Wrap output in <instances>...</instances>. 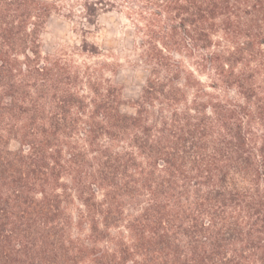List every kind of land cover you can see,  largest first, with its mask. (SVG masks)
<instances>
[{
  "label": "trees",
  "instance_id": "1",
  "mask_svg": "<svg viewBox=\"0 0 264 264\" xmlns=\"http://www.w3.org/2000/svg\"><path fill=\"white\" fill-rule=\"evenodd\" d=\"M63 1L0 0V264H264V0H76L131 21V113L98 45L43 50Z\"/></svg>",
  "mask_w": 264,
  "mask_h": 264
},
{
  "label": "rangeland",
  "instance_id": "2",
  "mask_svg": "<svg viewBox=\"0 0 264 264\" xmlns=\"http://www.w3.org/2000/svg\"><path fill=\"white\" fill-rule=\"evenodd\" d=\"M75 2L76 0H64L65 8L51 15L42 35L43 50L48 53L73 52L83 38L98 45L104 53L112 56L108 59L114 61L112 78L122 88V111L133 112L131 102L139 95L147 71L137 61L131 21L124 12L109 11L99 15L94 25L88 24L79 17L77 8L73 11L75 16L67 14ZM75 56L79 60L86 58L83 55ZM9 146L14 149L17 143L11 141Z\"/></svg>",
  "mask_w": 264,
  "mask_h": 264
}]
</instances>
